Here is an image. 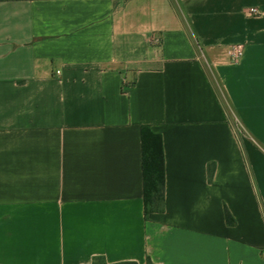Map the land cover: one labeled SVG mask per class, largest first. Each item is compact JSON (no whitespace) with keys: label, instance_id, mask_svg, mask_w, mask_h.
Instances as JSON below:
<instances>
[{"label":"crops","instance_id":"crops-1","mask_svg":"<svg viewBox=\"0 0 264 264\" xmlns=\"http://www.w3.org/2000/svg\"><path fill=\"white\" fill-rule=\"evenodd\" d=\"M97 259L264 264V0H0V264Z\"/></svg>","mask_w":264,"mask_h":264},{"label":"trees","instance_id":"trees-1","mask_svg":"<svg viewBox=\"0 0 264 264\" xmlns=\"http://www.w3.org/2000/svg\"><path fill=\"white\" fill-rule=\"evenodd\" d=\"M237 132L240 134L241 130L237 128ZM141 140L144 217L147 220L150 213L164 210L165 161L161 134L154 132L149 126H142ZM214 170L215 164L210 163L208 166L209 181L213 179ZM225 219L228 225L235 224V219L228 209H225ZM96 264H105V262L97 259Z\"/></svg>","mask_w":264,"mask_h":264},{"label":"built area","instance_id":"built-area-1","mask_svg":"<svg viewBox=\"0 0 264 264\" xmlns=\"http://www.w3.org/2000/svg\"><path fill=\"white\" fill-rule=\"evenodd\" d=\"M249 13L251 15H258L259 11L256 8H251L249 9ZM153 42L155 44H158L160 42V39L158 37H155L153 38ZM242 51L243 47L241 45L233 46L229 51V59L232 62H236L240 58Z\"/></svg>","mask_w":264,"mask_h":264},{"label":"rangeland","instance_id":"rangeland-1","mask_svg":"<svg viewBox=\"0 0 264 264\" xmlns=\"http://www.w3.org/2000/svg\"><path fill=\"white\" fill-rule=\"evenodd\" d=\"M240 130V129H239Z\"/></svg>","mask_w":264,"mask_h":264}]
</instances>
